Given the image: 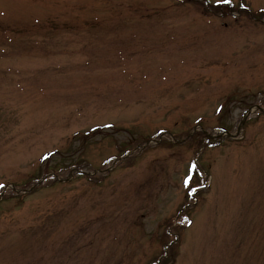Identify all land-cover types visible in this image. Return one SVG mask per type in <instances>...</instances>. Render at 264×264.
Returning a JSON list of instances; mask_svg holds the SVG:
<instances>
[{
    "label": "rangeland",
    "instance_id": "obj_1",
    "mask_svg": "<svg viewBox=\"0 0 264 264\" xmlns=\"http://www.w3.org/2000/svg\"><path fill=\"white\" fill-rule=\"evenodd\" d=\"M0 264H264V0H0Z\"/></svg>",
    "mask_w": 264,
    "mask_h": 264
},
{
    "label": "snow or ice",
    "instance_id": "obj_2",
    "mask_svg": "<svg viewBox=\"0 0 264 264\" xmlns=\"http://www.w3.org/2000/svg\"><path fill=\"white\" fill-rule=\"evenodd\" d=\"M222 2H224V3H229L230 0H222Z\"/></svg>",
    "mask_w": 264,
    "mask_h": 264
}]
</instances>
